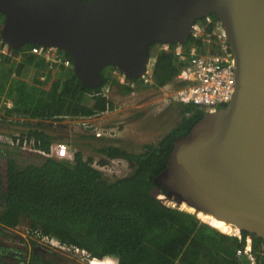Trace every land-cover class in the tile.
Segmentation results:
<instances>
[{
  "label": "trees",
  "instance_id": "16d2710c",
  "mask_svg": "<svg viewBox=\"0 0 264 264\" xmlns=\"http://www.w3.org/2000/svg\"><path fill=\"white\" fill-rule=\"evenodd\" d=\"M15 53L17 56L19 52ZM178 67L170 51L158 53L153 69L155 86L173 83ZM31 69L36 72L33 77ZM70 69L48 71L42 82L39 76L45 64L41 60L25 56L19 62L10 58L0 61V102L4 109L0 120L28 127L13 136L17 141L14 148H0V237L26 225L31 236L39 233L83 249L93 258H114L118 264H250L236 257L242 242L190 213L164 205L166 192L153 183L166 167L174 138L187 135L204 116L198 108L178 104L180 119L175 127L157 145L144 146L142 153L111 145L95 149L104 156L96 163L99 166L115 159L128 164L130 172L121 178H105L91 155L84 158L80 147L91 145L79 142L98 139L94 135L70 139V146L77 149L71 162L51 155L53 144L67 137L47 134L43 128L46 121L56 115H90L104 111L107 104L114 108L104 97L88 96L108 84L105 75L102 86L91 90L82 86ZM116 87L121 96L132 92L130 87ZM63 132L66 130L62 128ZM31 236L21 240L26 244L22 249L0 244V264H69L55 256L45 260L41 255L52 252L38 247ZM252 246L255 264H264V241L253 238Z\"/></svg>",
  "mask_w": 264,
  "mask_h": 264
},
{
  "label": "water",
  "instance_id": "95a60500",
  "mask_svg": "<svg viewBox=\"0 0 264 264\" xmlns=\"http://www.w3.org/2000/svg\"><path fill=\"white\" fill-rule=\"evenodd\" d=\"M212 14L233 53V95L174 138L153 183L164 205L264 241V0H0V38L15 51L62 50L95 90L107 67L140 78L151 46L186 44L192 24Z\"/></svg>",
  "mask_w": 264,
  "mask_h": 264
},
{
  "label": "built area",
  "instance_id": "2783aa9c",
  "mask_svg": "<svg viewBox=\"0 0 264 264\" xmlns=\"http://www.w3.org/2000/svg\"><path fill=\"white\" fill-rule=\"evenodd\" d=\"M155 45L158 47L156 46L152 49L144 74L140 78L129 80L119 69L107 67L105 76L109 79L108 84L101 91L88 96L90 98L104 97L106 101H112L111 90L115 85L130 87L132 92L126 95L128 97L134 95L141 89H169L164 95L171 103L192 105L205 114L215 113L218 109L230 102L235 87L234 57L224 27L217 18L206 16L196 20L191 26L189 40L186 44L171 45L159 43ZM164 51H170L173 54V57L179 65V70L175 76L173 85L157 87L153 79V69L158 53ZM25 56H31L41 60L45 64L46 73L52 70L55 71L59 67H63L64 69L72 68L71 59L57 48L36 45L20 50L16 56L15 51L0 39V61L5 58H10L19 62ZM11 74L14 77V71H11ZM39 79L44 82L46 77L42 75ZM179 84L181 86H178ZM108 105L104 111H95L90 115H56L52 118L54 121L53 127L56 121L66 119L69 122L67 129L66 126L64 129L66 132L68 131V137H71L75 130H80L84 133H90L96 138H110L114 133L113 128L109 127L106 121H101L100 124H97V120L99 121L110 115L115 109H119L121 105L118 104L119 106L115 107L113 104V109H110ZM0 115L3 116L4 111H0ZM7 120L13 119L7 118ZM0 125L13 126L10 122L2 123L1 120ZM55 128L57 127L55 126ZM17 133L0 134V145L7 148H14L17 141L13 139V136ZM40 153L47 155L44 152ZM74 153V150L70 147V143L67 140L56 142L51 148V155L68 162L73 160ZM107 165L99 166L95 163L94 166L97 169L104 170V167ZM24 230L25 235L23 236L30 237V228L26 227ZM232 236L243 243L242 247L236 251V257L244 258L250 264H255L256 259L253 252L252 238L237 232ZM32 237L45 249L54 251L60 249L76 256L80 264H104V259L93 258L85 250L75 246H66L54 238L42 236L39 233H36ZM115 263L117 264L116 261Z\"/></svg>",
  "mask_w": 264,
  "mask_h": 264
},
{
  "label": "rangeland",
  "instance_id": "374dc122",
  "mask_svg": "<svg viewBox=\"0 0 264 264\" xmlns=\"http://www.w3.org/2000/svg\"><path fill=\"white\" fill-rule=\"evenodd\" d=\"M2 26V25H1ZM33 69V68H32ZM30 71L31 77L36 73L34 70ZM73 71V69H70ZM69 70V71H70ZM106 69L102 70V75H106ZM13 77V76H12ZM30 79V77H28ZM169 89H141L137 91L134 95L128 97L120 96L117 91L116 86L111 90V99L115 107L121 105L118 109H115L110 115L104 117L103 119L97 120V124H100L102 121H106L109 124V127H112L114 133L110 138H98V139H83L79 143L83 145L91 146H81L80 148L83 151L84 156H92L94 162L97 163L99 159L103 158L102 154H99L95 149H100L103 146L111 145L119 147L123 150H126L131 153H142L146 145H157L158 142L177 124L180 119L179 112L180 107L178 104L171 103L169 99L166 98L164 93H167ZM0 107L2 103L0 102ZM1 111V110H0ZM30 123H37L34 120H26ZM53 120L45 122L43 126L47 134L52 136L55 135H65L67 132H59L61 128L67 129L69 120L56 121L55 126L53 127ZM28 127H18V126H9V125H0V134H10L15 132H22ZM91 135L90 133H84L80 130H75L72 134V138H76L78 135ZM68 137V136H67ZM95 137V136H94ZM96 138V137H95ZM69 142V141H67ZM0 148H6L3 145H0ZM144 149V150H143ZM130 168L128 164L123 160H112L109 164L104 167L102 173L105 178L113 180L116 178H121L128 175ZM204 224V223H203ZM26 225H20L17 229L9 230L6 232L5 236L0 237V244H9L17 246L19 248L26 247L25 243H21L22 239H27L25 235ZM218 231V230H217ZM220 232V231H218ZM221 233V232H220ZM224 234V233H222ZM7 235V236H6ZM226 235V234H224ZM230 236V235H227ZM231 237V236H230ZM233 237V236H232ZM34 237H32V240ZM36 242V241H35ZM37 243V242H36ZM38 247L40 245L37 243ZM42 247V246H41ZM34 248V247H33ZM32 248L29 247V250ZM51 251L52 254H42L41 256L46 259H52V256L59 261H68L69 264H73V260L76 263L80 264L76 256H73L70 253L64 252L63 250L57 249L56 251L45 249ZM37 252V251H35ZM62 257V258H61ZM64 258V259H63ZM109 261V260H107ZM75 264V263H74Z\"/></svg>",
  "mask_w": 264,
  "mask_h": 264
},
{
  "label": "bare ground",
  "instance_id": "6f19581e",
  "mask_svg": "<svg viewBox=\"0 0 264 264\" xmlns=\"http://www.w3.org/2000/svg\"><path fill=\"white\" fill-rule=\"evenodd\" d=\"M152 53V50L150 51L149 49V56ZM175 206V205H173ZM200 220L204 223H207L208 225H210L211 227H213L214 229L220 231L221 233H224L226 235H234L235 233V229L229 225H227L226 223H224L223 221H216L214 219H211L209 217H201ZM215 224V225H214ZM215 226V227H214Z\"/></svg>",
  "mask_w": 264,
  "mask_h": 264
},
{
  "label": "clouds",
  "instance_id": "9594fccd",
  "mask_svg": "<svg viewBox=\"0 0 264 264\" xmlns=\"http://www.w3.org/2000/svg\"><path fill=\"white\" fill-rule=\"evenodd\" d=\"M209 16H211V15H209ZM216 18V17H215ZM0 22H1V25H2V22H3V17H2V15H0ZM1 39V38H0ZM4 42V41H3ZM5 43V42H4ZM32 46H36V45H31V46H28V45H26V46H24V47H22V49H24V48H30V47H32ZM11 48V47H10ZM21 49V50H22ZM15 51V50H14ZM62 51V50H61ZM17 52V51H16ZM19 52V51H18ZM64 54L66 55V53L64 52ZM68 57V56H67ZM105 69H107V68H105ZM167 85H173V83H169V84H167ZM165 86V85H164ZM152 90V89H151ZM175 104H179V103H175ZM183 105V104H182ZM226 106V105H225ZM206 114H208V113H206ZM204 115H205V113H204ZM64 129V128H63ZM59 132H62L61 130L59 131ZM55 136H57V135H55ZM54 136V137H55ZM60 136V135H59ZM66 137V136H65ZM67 141H70V138L69 137H67V139H66ZM70 143V142H69ZM71 147V146H70ZM73 150H74V148L73 147H71ZM76 150L77 149H75L74 150V152H76ZM65 161V160H64ZM99 171H101L102 172V170H100V169H98ZM212 228V227H211ZM214 229V228H213ZM216 230V229H215ZM227 236V235H226ZM232 237V236H231ZM235 238V237H234ZM253 239V238H252ZM104 259V261H107V260H113L114 262L116 261L117 262V264H118V261L117 260H115L114 258H111V257H106V258H103ZM101 260V259H100ZM116 264V263H115Z\"/></svg>",
  "mask_w": 264,
  "mask_h": 264
},
{
  "label": "crops",
  "instance_id": "0c3cea01",
  "mask_svg": "<svg viewBox=\"0 0 264 264\" xmlns=\"http://www.w3.org/2000/svg\"><path fill=\"white\" fill-rule=\"evenodd\" d=\"M67 70H68V69H67ZM45 73H46L45 71L43 72V74H42V72H40V76H42V75H46ZM55 75H56V74H55ZM55 75H54V76H55ZM40 76H39V77H40ZM45 77H47V76H45ZM40 81H41V80H40ZM0 110L4 111V109H3V106H2V107H0ZM69 138L71 139V138H72V136H71V137H69ZM84 158H86V157L84 156Z\"/></svg>",
  "mask_w": 264,
  "mask_h": 264
},
{
  "label": "flooded vegetation",
  "instance_id": "af4514ba",
  "mask_svg": "<svg viewBox=\"0 0 264 264\" xmlns=\"http://www.w3.org/2000/svg\"><path fill=\"white\" fill-rule=\"evenodd\" d=\"M85 1H87V0H85ZM156 46H157V45H156ZM156 46L153 45V47L151 46L152 48H151V47H150V48L153 49V48L156 47ZM157 47H158V46H157ZM59 51H61V50H59ZM61 52L64 53L63 51H61Z\"/></svg>",
  "mask_w": 264,
  "mask_h": 264
}]
</instances>
